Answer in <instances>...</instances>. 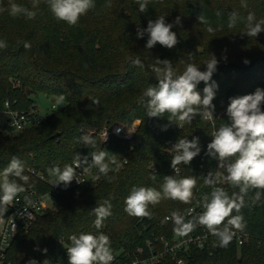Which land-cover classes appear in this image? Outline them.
Returning <instances> with one entry per match:
<instances>
[{"label": "trees", "instance_id": "1", "mask_svg": "<svg viewBox=\"0 0 264 264\" xmlns=\"http://www.w3.org/2000/svg\"><path fill=\"white\" fill-rule=\"evenodd\" d=\"M19 1L12 0L37 15L31 20L23 15L24 22L17 25L21 15L12 17L8 11L0 12V40L7 44L0 49V109L8 101L12 110H28L34 107L30 95L37 94L54 100L63 96L64 106L47 115L41 124L15 135H9L0 125V173L17 157L24 163V174L29 176L25 189L43 193L48 186L38 179L39 175L51 179L49 168L72 164L76 154L89 156L90 162L89 154L102 150L114 156L116 163L110 167L116 169L118 165L119 171H110L108 176L113 179L109 181L93 167L90 171L99 175L95 184L81 189L78 195H62L57 206L38 215L27 232H18L8 250L10 264H27L30 259L38 264H53L58 253L67 255L69 237L81 232H103L110 238L113 251L131 249L139 242L142 227L156 231L166 215L183 213L212 191L204 178L218 171V161L207 154L213 131L230 122L226 112L230 98L254 93L258 87L264 89V32L257 37L241 34L246 31L249 13H254L257 21L264 19V0H251L238 11L241 19L234 28L226 22L233 0H150L145 13L139 11L136 0H96L95 7L75 26L52 22L46 0H39L36 9L32 8L33 0ZM109 3L111 7L106 6ZM8 7L9 0H0V8ZM200 14L208 24L197 21ZM159 16H165L166 23L181 17V25L172 29L179 42L171 49L158 43L147 49V34L137 38L138 28H146L149 20ZM209 26L215 31L209 33ZM24 42L31 47L25 49ZM211 54L219 60L212 77L218 85L213 100L214 121L196 116L191 124L180 128L169 123L168 113L147 117L141 101L144 90L158 83L151 70L156 58L170 60L177 74H182L189 62L205 70L204 63ZM135 58L143 67L133 66L131 60ZM245 60L249 63L245 64ZM204 87L203 82L197 87L201 96ZM133 120L139 124L131 139L100 138L104 129L118 123L130 126ZM165 125L167 129L162 130ZM86 134L95 140L94 148L80 142ZM193 137H199L201 151L187 166H181L179 173L180 177H196L193 202L162 199L155 206L149 205L150 219L129 216L124 211V201L132 187L160 190L164 176L175 175L171 167L175 153L170 148L180 138ZM154 174L155 180L151 179ZM215 186L222 187L230 197L239 193L238 187L223 179ZM245 199L248 205L240 213L234 210L232 215L243 216L248 242L241 247L232 243L221 248L216 242L213 248L189 249L186 264H264V199L256 204ZM105 200L111 202L112 214L97 230L92 209ZM10 211L9 206L1 218L5 219Z\"/></svg>", "mask_w": 264, "mask_h": 264}, {"label": "clouds", "instance_id": "2", "mask_svg": "<svg viewBox=\"0 0 264 264\" xmlns=\"http://www.w3.org/2000/svg\"><path fill=\"white\" fill-rule=\"evenodd\" d=\"M50 11L54 17L66 22L69 26H75L80 17L87 14L95 7L94 0H46ZM139 11L145 13L148 10L150 0H136ZM39 0H33L32 8H38ZM111 7V3L106 5ZM247 7L246 4H242ZM8 11L12 17L24 15L27 19H34L37 12L19 5L9 0L7 9L0 8V12ZM218 16L220 12L216 13ZM238 13L232 12L229 16L228 27L234 28L237 25ZM197 21L201 24H208L204 15L197 16ZM175 25H181V17L177 16L173 23H166L165 16L149 20L147 27L137 30V38H143L147 34L148 39L145 47L153 48L157 43L168 49L173 48L179 41L177 34L172 31ZM209 33L215 30L209 26ZM264 32V19L256 20L254 13H249L246 17V31L242 35L247 37H257ZM25 49L31 45L23 43ZM7 47L6 42L0 40V49ZM226 59V57H225ZM188 60H192L189 53ZM133 66L143 67L139 58L131 60ZM245 64L249 61L245 60ZM219 60L215 54H211L204 65L205 70L201 71L195 63H187L182 74H177L172 62L168 59L156 58L151 70L155 73L157 84H150L143 92L142 103L149 118L163 117L168 113L169 123H174L180 128L185 124H191L196 116H200L207 121H214L215 89L218 87L212 79L217 71ZM203 82V96L197 90L198 85ZM61 102L64 97L61 96ZM99 104L98 100L92 101ZM264 89L256 88L254 93L230 98L227 106V116L229 123L221 125L212 133V140L207 145V154L218 161V171L211 172L204 178V183L212 187L209 194L203 195L196 200L198 206L203 211L193 216L191 219L185 218L179 212L174 211L170 217L174 224V233L177 236H186L198 225L203 226L214 237L217 245L226 248L237 231L243 232L246 228L242 215H232L235 210L240 213L241 209L248 205L249 198L252 204H256L264 199ZM167 125L162 130H166ZM119 131V130H117ZM80 142L84 146L95 147V140L91 135H83ZM175 154L171 159V167L175 175L164 176L161 189L151 187H132L130 194L125 198L124 211L133 217L151 218L148 210L149 205H157L162 199L177 200L184 204H190L195 199L193 189L196 187L195 176L180 177L179 165H188L201 151L199 137L180 138L170 148ZM89 156L76 154L73 164H65L63 168L53 166L48 169L49 175L53 178V186L63 185L67 188L73 180L82 183L77 178V168H82L84 172H89L93 167L98 169L99 175L108 178L110 171H119L110 167L115 164L114 156H110L108 151H93ZM24 163L17 157H13L8 166L0 173V217L4 216L10 205L18 199L21 193L26 191L24 184L29 181V176L24 174ZM99 175L94 179H99ZM228 184L238 187L239 193H234L231 197L222 187L215 185L220 179ZM155 180V174L151 177ZM23 181V184L17 181ZM254 195L250 196L253 192ZM26 203L31 204V200L25 196ZM111 202L103 201L102 204L92 209L95 215L94 227L99 230L103 227L104 221L112 214ZM194 211V209L192 210ZM226 221V223H225ZM70 246L67 247L68 264H113L115 256L111 248L110 238L103 232L94 235L91 232H81L79 235L73 234L69 237ZM44 253L47 249L43 250ZM27 264H38L35 259H30Z\"/></svg>", "mask_w": 264, "mask_h": 264}, {"label": "built area", "instance_id": "3", "mask_svg": "<svg viewBox=\"0 0 264 264\" xmlns=\"http://www.w3.org/2000/svg\"><path fill=\"white\" fill-rule=\"evenodd\" d=\"M46 116L40 117L34 107L24 111L12 110L8 101H5L2 109H0V125L6 124L4 130L9 135H15L25 129L41 124ZM136 126L137 124L135 125L134 122L130 126L118 123L110 129L101 131L100 138L107 140L110 136H114L129 140ZM8 127L11 128L10 131L7 130ZM181 166L187 165L181 164L179 168ZM76 171L77 178L82 183L73 180L67 188L63 185L53 186V178L49 179L46 176L39 175L38 179L46 183L48 191L40 193L36 190H26L10 205L11 211L3 219L4 222L0 229V264H10L8 250L20 230L27 232L38 215L48 208L57 206L58 198L62 195L68 193L78 195L81 189L92 186L98 180L94 179L97 174L91 171L84 172L82 168H77ZM173 173L175 174L174 170ZM221 181L222 178L216 185ZM25 196L31 200V204L26 203ZM193 209L194 211H192ZM202 211V207L195 204L180 214L185 215L187 220L199 215ZM171 214L164 217L161 224L157 225L158 229L156 231H153L150 227L148 229L142 227L138 232L140 240L131 249L120 248L113 251L115 256L113 264H162L165 262L186 264L185 254L189 249L204 250L215 246L216 237L212 236L203 226L198 225L186 236H177L174 233L172 220L166 219ZM248 238L249 235L245 231H237L230 244L233 243L237 247H241L248 242Z\"/></svg>", "mask_w": 264, "mask_h": 264}, {"label": "rangeland", "instance_id": "4", "mask_svg": "<svg viewBox=\"0 0 264 264\" xmlns=\"http://www.w3.org/2000/svg\"><path fill=\"white\" fill-rule=\"evenodd\" d=\"M17 1L20 2L19 0H17ZM95 1L96 0H94V2ZM233 1H234L232 3L233 4L232 5L233 9H230L231 13L232 12H236L237 13L238 11H241V10L245 9L246 7H243L242 4H246L248 6L250 4V2H251V0H233ZM46 4H47V2H46ZM236 7H239V8L235 9ZM230 14H229V16H230ZM24 20H25V17L23 15H21L20 18H19V21H17V25H20L19 23H23ZM50 20L52 22L59 21V20H57L54 17L53 14L50 16ZM228 21H229V19L226 20V22H228ZM246 93H247V90L245 89L244 94H246ZM30 99L33 102V106L35 108L36 113L40 117H45L46 115H49L51 112L56 111V110H58V109H60V108H62L64 106V104L58 99H55L54 102L52 103L51 102L52 99L48 98L44 94L30 95ZM133 122H134L135 125L139 124L138 120H133L132 123ZM7 130L10 131L11 128L8 127ZM3 222H4L3 218L0 217V229H1L2 225H3ZM66 254H67V252H66ZM63 256H66L65 260H64ZM53 264H68L67 255H63V253H58L56 255V257H55V261H54Z\"/></svg>", "mask_w": 264, "mask_h": 264}, {"label": "water", "instance_id": "5", "mask_svg": "<svg viewBox=\"0 0 264 264\" xmlns=\"http://www.w3.org/2000/svg\"><path fill=\"white\" fill-rule=\"evenodd\" d=\"M51 102L53 103L54 99H52ZM5 128H6V124L3 125V129H5ZM55 137H56V135H55Z\"/></svg>", "mask_w": 264, "mask_h": 264}]
</instances>
